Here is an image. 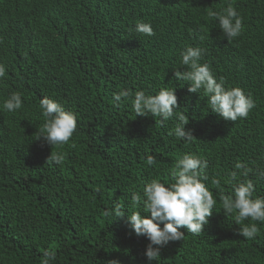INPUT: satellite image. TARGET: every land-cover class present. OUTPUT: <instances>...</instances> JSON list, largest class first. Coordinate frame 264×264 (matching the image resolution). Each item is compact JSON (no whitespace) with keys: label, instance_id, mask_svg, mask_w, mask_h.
I'll return each instance as SVG.
<instances>
[{"label":"trees","instance_id":"1","mask_svg":"<svg viewBox=\"0 0 264 264\" xmlns=\"http://www.w3.org/2000/svg\"><path fill=\"white\" fill-rule=\"evenodd\" d=\"M229 3L244 24L231 40L207 16ZM140 22L154 34L136 33ZM188 46L206 49L200 62L226 87L251 94L247 118L223 119L203 93L175 79L186 70L180 54ZM0 63V106L12 92L24 100L14 113L0 111V264H40L48 250L56 253L53 264H149L148 240L134 234L127 213L115 219L105 212L117 202L131 212L132 193L151 178L174 182L170 169L185 153L207 160L205 183L217 206L202 233L182 228L183 240L151 264H264V223L255 222V239H244L219 200L232 186L212 184L240 161L252 170L254 196H264L255 174L264 168V0H0ZM161 87H175L191 143L170 135L175 117L136 116L130 101L114 106L121 89L154 94ZM42 97L76 114L68 144L34 140L44 122ZM57 151L65 154L61 164L50 156Z\"/></svg>","mask_w":264,"mask_h":264},{"label":"clouds","instance_id":"2","mask_svg":"<svg viewBox=\"0 0 264 264\" xmlns=\"http://www.w3.org/2000/svg\"><path fill=\"white\" fill-rule=\"evenodd\" d=\"M209 19L214 20L227 40L237 38L243 31V17L236 7L229 3L220 10H209ZM135 32L146 36L154 34L151 24L140 22L135 26ZM206 49L188 46L181 52L180 65L186 66V70H176L175 79L188 82V91L191 93H203L212 112L217 113L225 120L236 121L247 118L255 107V100L251 94L245 93L240 87H226L223 77L217 78L214 70L208 63H201ZM6 75V67L0 63V80ZM114 106L124 102H131L137 115L159 117L161 122L173 117L178 121L170 135L178 140L191 143L195 137L191 130H186L185 125L189 117L179 113L176 109L178 97L175 87H161L154 94H147L143 90L133 93L130 90L121 89L113 97ZM23 97L20 92H12L3 100L0 111L6 110L14 113L21 109ZM41 115L44 117L42 126L37 130L34 140H42L47 145L63 146L69 143L77 130L76 114L66 110L58 101L42 97L39 102ZM51 159L56 164L65 160L62 151L51 152ZM147 165L153 166L156 157H147ZM208 162L203 157L194 153H185L170 169V175L174 182H166L158 177L145 182L142 191L133 192L131 195V209L123 208L119 203L113 205V211L105 212L106 216L123 218L126 214V223L130 225L136 236H143L148 240L144 251L149 264L158 261L162 249L170 242L183 240L186 228L187 232L200 234L204 226L209 223V218L217 206V199L213 192L206 186L208 180L206 170ZM252 170L243 162L237 161L234 170L226 176L212 180L217 188L221 182L231 185V195L219 196L222 202V210L225 216L234 215L235 224L239 225L237 233L244 239L252 240L260 233V228L255 222L264 223V196H254L255 185L248 179ZM256 176L264 179V168L256 170ZM240 177L245 179L241 180ZM100 191L99 188L96 189ZM252 221V223H243ZM40 264H53L56 253L45 251ZM106 264H121L118 259H110Z\"/></svg>","mask_w":264,"mask_h":264}]
</instances>
